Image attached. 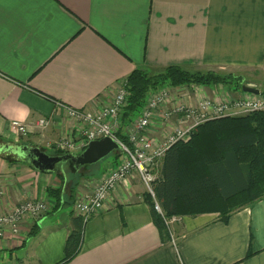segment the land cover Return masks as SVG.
Masks as SVG:
<instances>
[{
    "label": "crops",
    "instance_id": "0c3cea01",
    "mask_svg": "<svg viewBox=\"0 0 264 264\" xmlns=\"http://www.w3.org/2000/svg\"><path fill=\"white\" fill-rule=\"evenodd\" d=\"M172 65L264 75V0H0V138L48 152L64 135L78 138L67 108L110 103L133 70ZM194 91L213 99L241 94L202 86ZM12 105L31 110L25 123L31 130L24 136L10 129L6 111ZM156 114L150 131L160 141L166 123L175 120ZM40 119L48 121L43 129L35 127ZM3 155L0 211L26 200L43 202L47 211L39 219L25 218L17 234L5 232L0 264L59 263L78 224L74 203L114 168L113 158L98 162L102 176L80 179L73 202L53 211L47 190L68 192L61 169L39 172L26 160L11 156L18 162L8 163ZM146 194L136 173L119 183L104 209L84 223L77 253L63 264H264V198L226 222L218 213L181 216L163 238ZM34 225L38 233L30 236Z\"/></svg>",
    "mask_w": 264,
    "mask_h": 264
},
{
    "label": "trees",
    "instance_id": "16d2710c",
    "mask_svg": "<svg viewBox=\"0 0 264 264\" xmlns=\"http://www.w3.org/2000/svg\"><path fill=\"white\" fill-rule=\"evenodd\" d=\"M242 85L243 77L214 71H187L173 65L155 71L135 69L125 79L127 93L122 126L131 124L148 97L161 89L202 86L236 93L241 92ZM118 137L129 145L124 134L119 132ZM4 143L0 138V145ZM47 153L51 156L66 154L53 147ZM3 158L8 163L18 162L9 155L4 154ZM119 158L121 155L115 152L113 167L118 165ZM160 163L153 188L161 214L154 209L149 194L144 198L163 238H168L163 218L218 213L220 220L226 222L231 213L264 198V110L206 121L192 131L187 142L171 146ZM66 165L71 174L68 183L72 182L67 186V195L61 188L47 190L54 202L53 211L62 203L70 205L73 202L80 179L102 176V172L99 175L95 170L98 163L79 170L73 169L70 162ZM60 179L63 181L64 177L60 175ZM77 220L78 224L67 236L64 258L57 264L70 261L79 249L84 223L78 217ZM37 233V225H34L29 235Z\"/></svg>",
    "mask_w": 264,
    "mask_h": 264
},
{
    "label": "built area",
    "instance_id": "2783aa9c",
    "mask_svg": "<svg viewBox=\"0 0 264 264\" xmlns=\"http://www.w3.org/2000/svg\"><path fill=\"white\" fill-rule=\"evenodd\" d=\"M196 86L164 88L151 94L138 117L133 121L134 129L128 135L129 145H125L116 136L119 127V116L126 102V88L122 84L113 95L110 103L97 102L91 110H76L67 108V115L77 124L75 140L74 134L62 136L55 144V150L64 153H74L83 150L90 141L110 138L116 142L122 152L121 159L114 168L99 179L93 190L74 203V213L83 223L93 215L104 209L105 200L114 188L124 182L132 173H136L140 181L154 201V209L161 214L155 202L154 184L157 180L153 168L164 156L165 152L177 142L189 139L192 131L206 121L222 117H238L264 110V94L258 95L241 93V96L224 99L201 97L197 99ZM193 93L194 97H190ZM191 98H194L193 101ZM157 112L162 114L166 122L175 120L176 126L170 130L162 141L146 136L144 130ZM41 120L45 123L41 124ZM46 119L37 121L35 127L45 128ZM26 131H19L12 123L10 129L18 135H25ZM4 195L0 187V201ZM47 211L41 201L26 200L18 203L7 212L0 211V239L6 231L17 234L23 220L39 219ZM164 225L169 228L173 223L181 221L180 216L163 218Z\"/></svg>",
    "mask_w": 264,
    "mask_h": 264
},
{
    "label": "water",
    "instance_id": "95a60500",
    "mask_svg": "<svg viewBox=\"0 0 264 264\" xmlns=\"http://www.w3.org/2000/svg\"><path fill=\"white\" fill-rule=\"evenodd\" d=\"M241 92L251 95L259 94V90L246 85L241 86ZM0 146L5 147L9 153L5 155L9 156H15L11 154L14 148L9 146H19L26 155L23 158L15 157L20 160H26L32 168L39 172H54L58 169V165L67 164L68 162L72 164L73 169L79 170L85 166L97 164L110 153L119 152L120 155L122 154L119 145L110 138L90 141L80 153H66L62 156H51L46 151L37 147H28L13 143H4Z\"/></svg>",
    "mask_w": 264,
    "mask_h": 264
},
{
    "label": "rangeland",
    "instance_id": "374dc122",
    "mask_svg": "<svg viewBox=\"0 0 264 264\" xmlns=\"http://www.w3.org/2000/svg\"><path fill=\"white\" fill-rule=\"evenodd\" d=\"M251 74V73H250ZM245 75L244 77H243V80H244V85H246V86H249V87H253V88H255V89H257V90H259L260 92H264V75H258V74H251V75ZM225 91H228V90H226V89H224ZM228 92H230V91H228ZM224 93V92H223ZM242 93V92H241ZM197 96V99H200V96H199V94L198 95H196ZM236 96H237V94H236ZM238 96H241V95H238ZM203 97V96H202ZM206 98H207V95H206ZM209 98V97H208ZM225 98L227 99L228 98V96H224V97H222L221 99H224L225 100ZM192 100L194 99V98H191ZM123 110V109H122ZM158 113H160V112H158ZM157 113V114H158ZM140 114V113H139ZM156 114V115H157ZM161 114V113H160ZM121 115H122V111L120 112V116H119V127L118 128H116V130H117V132H116V136H117V138H119L118 137V133L119 132H121L122 134H124L125 136H126V140L128 141V135L130 134V132L134 129V126H133V122L131 123V124H129V125H125V126H122V119H121ZM161 117H162V114H161ZM161 117H160V119H161ZM47 121V120H46ZM48 122V121H47ZM36 123H37V121H36ZM153 122H150V124H149V126L147 127V129L146 130H144V133H145V135L147 136H149L150 138H152V137H154V135L152 134V132L150 131V128H151V124H152ZM36 125V124H35ZM176 126V122H171V123H166V126H164L165 128V131H167V133L166 134H169V132H170V130H172V128H174ZM41 129H43V128H41ZM40 129V130H41ZM168 130H169V132H168ZM12 131V130H11ZM13 132V131H12ZM129 133V134H128ZM191 135V134H190ZM20 136H24V135H21L20 134ZM155 138V137H154ZM157 139V138H156ZM119 140L121 141V139L119 138ZM189 139H186L185 141L184 140H182L181 142H187ZM160 141H162V140H160ZM122 142H124V141H122ZM55 144L56 143H54L53 145H51L50 147H49V151H50V149L53 147L54 148V146H55ZM39 147H41V146H39ZM39 149H43V148H39ZM122 155V154H121ZM113 156H114V153H110L109 155H107L105 158H103L101 161H100V163L99 164H103V163H105V162H109V161H111V159L113 158ZM9 158L10 159H14L13 157H11V156H9ZM60 166H62V167H60ZM160 166H161V163H160V161L159 162H157L156 164H155V166H154V168H153V173L156 175V177H158V175H159V171H160ZM58 167V169H61L60 171H59V176L61 175V176H63L64 177V179H66V180H69L70 179V177H71V174H70V172H69V167L66 165V163L65 164H63V165H58L57 166ZM98 178H100V177H98ZM97 179V178H96ZM69 181H67V186H70V184L68 183ZM67 188V187H66ZM67 191V190H66ZM150 196V195H149ZM151 197V196H150ZM152 198V197H151ZM154 202V201H153ZM69 209V208H68ZM181 217V216H180ZM173 224H176V223H173Z\"/></svg>",
    "mask_w": 264,
    "mask_h": 264
},
{
    "label": "clouds",
    "instance_id": "9594fccd",
    "mask_svg": "<svg viewBox=\"0 0 264 264\" xmlns=\"http://www.w3.org/2000/svg\"><path fill=\"white\" fill-rule=\"evenodd\" d=\"M6 115L9 116V119L14 128L18 129L19 131H26L24 125L28 120L29 116L31 115V110L22 105H12L10 106L7 111ZM41 124L45 122L41 120ZM27 130H31L30 128ZM13 147L14 151L11 153L19 158H23L26 153L19 147V146H9ZM0 152H4V154H9L4 146H0Z\"/></svg>",
    "mask_w": 264,
    "mask_h": 264
}]
</instances>
